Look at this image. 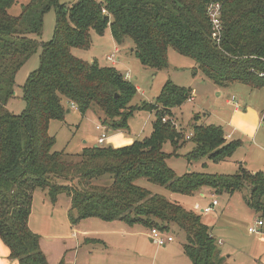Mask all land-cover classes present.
<instances>
[{
  "label": "trees",
  "instance_id": "1",
  "mask_svg": "<svg viewBox=\"0 0 264 264\" xmlns=\"http://www.w3.org/2000/svg\"><path fill=\"white\" fill-rule=\"evenodd\" d=\"M17 2L0 0V240L9 259L49 264L40 237L28 225L33 194L40 190L52 205L66 195L72 225L97 218L162 234L177 227L185 234L182 250L190 264H224L200 212L152 194L136 181L144 178L183 196L203 188L228 195L246 189V206L264 218V172L240 166L234 175H175L167 159L186 143L193 145L185 155L190 164L203 158L226 162L240 142L227 141L220 126L194 124L190 136L177 129L173 111L191 100L189 88L167 81L155 102L132 106L137 89L125 76L96 59L84 61L73 51L89 50L92 33L103 35L109 28L116 46L132 43L131 52L145 68L166 69L168 51L173 50L194 62L193 75L200 72L217 87L236 84L261 90L264 0H77L70 6L59 0H27L14 14ZM214 5L219 6L217 37L208 14ZM51 9L53 36L41 42L44 16ZM39 49V67L22 86L25 109L14 114L7 106L15 97L16 77ZM67 104L82 117L98 108L111 132L127 131L139 111L153 112L155 119L147 138L120 148L98 144L70 157L52 151L55 139L48 133L49 123L62 121L69 112ZM167 142L173 147L170 154L163 152Z\"/></svg>",
  "mask_w": 264,
  "mask_h": 264
},
{
  "label": "rangeland",
  "instance_id": "2",
  "mask_svg": "<svg viewBox=\"0 0 264 264\" xmlns=\"http://www.w3.org/2000/svg\"><path fill=\"white\" fill-rule=\"evenodd\" d=\"M17 1V5L11 9L14 14L18 13L21 4L27 2ZM76 1L59 0V3L70 6ZM54 25L55 12L51 9L44 16L42 35L38 40L50 41ZM31 38L37 39L33 36ZM117 48L118 52L107 28L103 35L92 33V45L89 50H75L73 54L87 62L96 59L106 66L115 63L112 66L116 71L139 89L130 103L132 106L142 102H155L167 81L179 87L189 88L192 100L173 111L175 125L185 136H190L194 124L220 126L224 133H228L230 129L226 126V121L230 118L231 111L224 108L226 99H230L231 103H234V100L237 103L247 101L252 106L251 111L259 117L264 113V89L249 91L246 87L236 84L225 88L217 87L200 72L193 75L194 62L173 50L168 51L166 69L152 70L143 67L136 59L131 52L133 45L129 40ZM40 52L39 49L18 72L15 97L7 106L14 114H20L25 109L22 86L27 75L39 67ZM67 107L70 110L62 121L54 120L49 123L48 133L55 139L52 151L64 152L70 157L79 155L84 148L98 146L97 140L103 131L106 139L102 146L112 148L128 146L135 140L147 138L151 134L152 122L155 119L153 112L139 111L129 120L127 131L111 132L102 124L104 115L98 108L88 111L82 117L68 104ZM245 126H250V123L246 121ZM97 127L101 130H97ZM254 138V141H251L245 135L235 134L229 141H239L240 146L228 161L220 163H212L203 158L188 164L185 155L193 148L189 142L177 152V156L167 159V165L177 176L188 171L234 175L240 166L251 173L264 172V128H259ZM172 151L170 143L163 145V152L170 154ZM136 184L194 213H199L201 208L216 200L218 205L211 213L201 214L203 222L209 226L216 240L223 241L230 236L228 226H235L241 237L250 235L247 231L249 227L256 229L255 224L249 222L243 212L253 214L256 219L264 222V218L246 206V189L234 194L231 208L227 209L226 202L229 197L226 193L220 194L208 188L199 190L193 196H183L153 185L144 178L137 180ZM69 209L70 203L64 194L58 196L54 205L44 192L36 190L33 194L28 225L30 223L29 228L33 229V232L36 231L34 233L40 237V249L49 264H190L182 250V245L186 242L185 234L177 227H173L172 232L165 235L171 236L173 241L159 247L151 241L150 231L138 224L129 226L119 221L105 222L88 218L72 225L68 217ZM250 236L252 238L255 235Z\"/></svg>",
  "mask_w": 264,
  "mask_h": 264
},
{
  "label": "crops",
  "instance_id": "3",
  "mask_svg": "<svg viewBox=\"0 0 264 264\" xmlns=\"http://www.w3.org/2000/svg\"><path fill=\"white\" fill-rule=\"evenodd\" d=\"M116 49L118 52L119 50L117 46ZM112 65L114 66L115 63L111 64V66ZM138 90L139 89L137 88V91ZM219 96L222 97V94L219 93ZM250 107L252 106H250V104L247 103V101L245 102L240 101V103H237L234 100V103L233 102L231 103L230 99L225 100L224 108L226 110L229 109L231 111V116L226 121V126L230 129L228 133H225V139L227 141L232 139V137L235 134H241L243 136L245 135L247 139L254 141L255 139L254 136L257 130L259 128H263L261 126V117H259L253 111H251L252 109H250ZM246 121L250 123V126L248 127L245 126ZM226 195L227 197H229L226 202V208L228 209L229 207L231 208L232 205L231 203L233 202L234 194L233 195L226 194ZM211 203L209 205H211ZM216 206L213 207V210ZM243 213L247 215L249 222H253L255 224L256 232L255 233L248 232L250 235H255V236H253L252 238L250 235L241 237L238 234L237 230L235 229V226H232L231 228L230 226H228V228L230 229L229 230L230 236H227V239L225 238L223 239V241H221L220 239L216 240L215 239L216 237L212 235V233L211 235L217 242L218 248L221 252V256L224 258V264H229L228 262H230L231 264L232 263L233 264H264V222L261 219H256V217L253 214H248L247 212H243ZM258 222H261L262 224L258 226L257 225ZM229 224L233 225L234 223H229ZM31 230L33 231V229ZM247 237L249 239H247ZM0 264H18L16 260L9 259L8 250L1 240H0Z\"/></svg>",
  "mask_w": 264,
  "mask_h": 264
},
{
  "label": "built area",
  "instance_id": "4",
  "mask_svg": "<svg viewBox=\"0 0 264 264\" xmlns=\"http://www.w3.org/2000/svg\"><path fill=\"white\" fill-rule=\"evenodd\" d=\"M208 14L211 17V22H212V25L214 27L213 37H217L219 34V31H220V28H219L220 24L218 21L219 6L214 5V6L210 7L208 10ZM97 130H101V128L97 127ZM105 139H106V134L103 131L97 140V144L102 145L105 142ZM216 205H217V201L213 200L211 205H208L207 207L201 208L200 213L201 214H209L210 212L213 211V207ZM261 224H262L261 222L257 223L258 226H260ZM248 232L249 233H255L256 229L251 227L248 229ZM165 235L166 234H162L161 232H159L156 229L151 230L149 233L151 241L159 247H164L168 243L173 241L171 236H165Z\"/></svg>",
  "mask_w": 264,
  "mask_h": 264
}]
</instances>
